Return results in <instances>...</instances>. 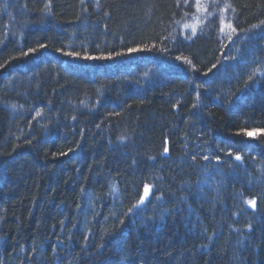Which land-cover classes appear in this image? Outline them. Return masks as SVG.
<instances>
[{"label": "trees", "instance_id": "obj_1", "mask_svg": "<svg viewBox=\"0 0 264 264\" xmlns=\"http://www.w3.org/2000/svg\"><path fill=\"white\" fill-rule=\"evenodd\" d=\"M201 4L0 0V264H264V0Z\"/></svg>", "mask_w": 264, "mask_h": 264}, {"label": "snow or ice", "instance_id": "obj_2", "mask_svg": "<svg viewBox=\"0 0 264 264\" xmlns=\"http://www.w3.org/2000/svg\"><path fill=\"white\" fill-rule=\"evenodd\" d=\"M196 7H197V9H200L202 7L201 0H196ZM221 23L222 24L224 23L223 22V19H221ZM261 24H264V21H261ZM224 26L227 27V28H229V29H231V32H233V33L236 32V28H234L231 23L226 24ZM252 27L253 28H256L257 25H252ZM223 30L224 29L221 28V31H223ZM193 31L195 33V30H193ZM229 39H231V36H229ZM40 47L43 48V47H45V45H40ZM35 51H36V49H29L28 52L22 53V55L27 56L29 53H34ZM58 51H60V50L58 49ZM128 51L129 52H134V51H137V49H129ZM64 54L65 55H68V56H71V57H74V58H77V59H84V60H105V59H112L113 58L112 57V54H109L108 56H103V55H101V56H90L88 54H84L82 57H81V54L79 52H66ZM123 54L124 53H120V52L115 53L116 56H120V55H123ZM179 59H181V57H177V60H179ZM186 62L187 63H191V61H186ZM213 67H215V65H213ZM194 107H195V105H194ZM37 115H39V113ZM245 134L247 136H249V137H252V136H254L255 133L250 131V132H246ZM120 139L123 140L124 137H121ZM164 152L165 153L168 152V148L167 147L164 148ZM228 154L231 155L230 152ZM204 159H208V157L205 156ZM216 159L219 160V157H217ZM234 159L236 161H240L242 159V157L237 154V155H235ZM150 187L151 186H149V185H145L144 186V194H143V196L140 197L138 203L136 205H133V208L139 207V205L144 204L145 198H147L148 195H149ZM245 203L247 205H249L252 209H256V207H257V203H256V200L255 199L246 200ZM128 211L131 212L132 211V208H130ZM121 223H122V221H121ZM247 228L249 229V231H251L252 225L251 224H248L247 225ZM202 247H207V246L204 245Z\"/></svg>", "mask_w": 264, "mask_h": 264}, {"label": "water", "instance_id": "obj_3", "mask_svg": "<svg viewBox=\"0 0 264 264\" xmlns=\"http://www.w3.org/2000/svg\"><path fill=\"white\" fill-rule=\"evenodd\" d=\"M143 194H144V189H143V192H142V195L141 196H143ZM150 196H151V190H150V192H149V195H148V197L147 198H145V202H144V204H146L147 202H148V200H149V198H150ZM144 204H142V205H144ZM141 205V206H142ZM249 206V205H248ZM250 207V206H249ZM250 209H252L251 207H250ZM252 210H255V209H252Z\"/></svg>", "mask_w": 264, "mask_h": 264}, {"label": "bare ground", "instance_id": "obj_4", "mask_svg": "<svg viewBox=\"0 0 264 264\" xmlns=\"http://www.w3.org/2000/svg\"><path fill=\"white\" fill-rule=\"evenodd\" d=\"M172 73H173V75H177L178 76V74L180 75V73L179 72H173V71H171Z\"/></svg>", "mask_w": 264, "mask_h": 264}]
</instances>
